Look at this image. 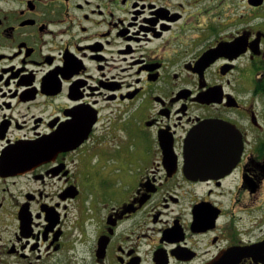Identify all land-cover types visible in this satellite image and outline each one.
Listing matches in <instances>:
<instances>
[{"label":"flooded vegetation","instance_id":"af4514ba","mask_svg":"<svg viewBox=\"0 0 264 264\" xmlns=\"http://www.w3.org/2000/svg\"><path fill=\"white\" fill-rule=\"evenodd\" d=\"M0 264H264V0H0Z\"/></svg>","mask_w":264,"mask_h":264},{"label":"rangeland","instance_id":"374dc122","mask_svg":"<svg viewBox=\"0 0 264 264\" xmlns=\"http://www.w3.org/2000/svg\"><path fill=\"white\" fill-rule=\"evenodd\" d=\"M122 142H116L115 144L109 143L108 148L109 152L100 159L99 161V169L105 173L103 175V178L105 182L109 183H117L119 182L123 177L124 173H126V168L128 166L127 160H123L121 158L122 155L132 153L133 151V144L125 137H122ZM110 144H113L109 146ZM110 173H107L108 171ZM115 186L112 185L111 188Z\"/></svg>","mask_w":264,"mask_h":264},{"label":"water","instance_id":"95a60500","mask_svg":"<svg viewBox=\"0 0 264 264\" xmlns=\"http://www.w3.org/2000/svg\"><path fill=\"white\" fill-rule=\"evenodd\" d=\"M199 134L200 133H197V132L192 133L191 136L189 137V139L186 140V145H185L186 151H192V150H200V151H202L203 150L201 147H199V145H201L202 141L199 140V139L196 141V137ZM194 144H195V147L191 148Z\"/></svg>","mask_w":264,"mask_h":264}]
</instances>
